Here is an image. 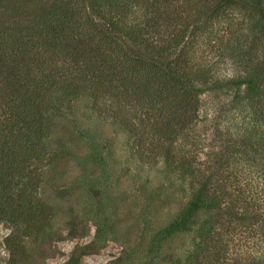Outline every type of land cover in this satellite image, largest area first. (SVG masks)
Segmentation results:
<instances>
[{"label":"trees","instance_id":"16d2710c","mask_svg":"<svg viewBox=\"0 0 264 264\" xmlns=\"http://www.w3.org/2000/svg\"><path fill=\"white\" fill-rule=\"evenodd\" d=\"M78 99L172 175L185 264H264V0H0V213Z\"/></svg>","mask_w":264,"mask_h":264},{"label":"rangeland","instance_id":"374dc122","mask_svg":"<svg viewBox=\"0 0 264 264\" xmlns=\"http://www.w3.org/2000/svg\"><path fill=\"white\" fill-rule=\"evenodd\" d=\"M84 107L55 118L33 208L23 176L0 213V264H185L191 233L166 230L184 200L172 175Z\"/></svg>","mask_w":264,"mask_h":264}]
</instances>
